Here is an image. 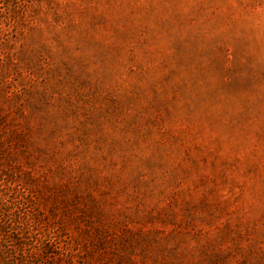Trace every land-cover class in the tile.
Returning a JSON list of instances; mask_svg holds the SVG:
<instances>
[{
	"label": "rangeland",
	"instance_id": "rangeland-1",
	"mask_svg": "<svg viewBox=\"0 0 264 264\" xmlns=\"http://www.w3.org/2000/svg\"><path fill=\"white\" fill-rule=\"evenodd\" d=\"M0 264H264V0H0Z\"/></svg>",
	"mask_w": 264,
	"mask_h": 264
}]
</instances>
